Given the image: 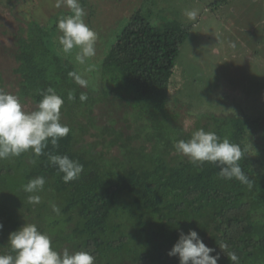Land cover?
<instances>
[{"label": "trees", "instance_id": "16d2710c", "mask_svg": "<svg viewBox=\"0 0 264 264\" xmlns=\"http://www.w3.org/2000/svg\"><path fill=\"white\" fill-rule=\"evenodd\" d=\"M69 14L59 12L52 23L19 28L13 53L15 92L7 91L0 71V89L18 96L22 105L36 104L41 93L54 89L65 101L60 122L70 128L58 146L49 141L38 158L29 151L0 160V253L10 251V233L32 223L51 237L57 252L88 251L96 257L95 264H179L178 257L167 253L179 233L189 230L215 249L218 264H233L227 251L235 252L240 264H264V110L254 116L234 103L233 113L202 116L205 124L195 117L196 130L215 132L221 140L227 137L241 146L245 157L240 164L252 184L218 178L214 164H194L174 150L177 140H188L196 131L188 133L182 114L175 111L172 77L189 29L159 28L149 12H133L92 74L89 84L94 90L74 83L68 72L77 68L59 51L56 23ZM103 81L109 90L102 88ZM131 89L135 99L116 100L109 94ZM70 90L76 96L71 102ZM81 92L88 96L83 103ZM96 106L114 108L121 124L95 114ZM237 111L247 113L241 117ZM114 148L117 157L110 156ZM48 153L82 164L79 178L65 183ZM37 176L45 177V191L39 204H31L22 185ZM51 203L60 207L59 215ZM221 243L229 246L226 251L219 248Z\"/></svg>", "mask_w": 264, "mask_h": 264}, {"label": "rangeland", "instance_id": "374dc122", "mask_svg": "<svg viewBox=\"0 0 264 264\" xmlns=\"http://www.w3.org/2000/svg\"><path fill=\"white\" fill-rule=\"evenodd\" d=\"M215 1L80 0L87 13L85 23L98 36L96 55L87 61L88 65L93 66L92 70L85 72L86 65L75 62V49L66 56L73 60L77 71L92 83L91 77H94L92 74L99 61L102 62L129 15L137 10L145 14L149 12L150 20L159 28L167 25L189 29L176 57L172 76L173 88L177 89L174 97L175 111L182 114L181 119L188 133L196 130V116L198 123L201 121V125L205 124L207 119L202 120V116L222 117L225 113H233L234 103L241 108L245 107L251 115H259L264 110V0H228L223 5L207 7ZM55 2L0 0V71L8 92H15L18 82L13 72L16 67L13 58L15 35L19 33L20 27L25 28L28 23H52V18L59 12H70L63 5L56 8ZM193 9L198 10L195 21L184 15L186 10ZM107 85L108 82L103 81L102 88L109 90ZM89 86L92 87L91 84ZM109 94L113 96L112 99H122L123 96L136 98L133 89ZM35 106L30 101L23 104L25 111H33ZM247 112L238 114L237 111V114L245 117ZM94 113L114 118L116 125L121 124L118 111L112 107L105 109L96 106ZM130 113L128 109L126 115ZM127 131L125 133H129ZM91 140L86 138L87 142ZM118 155L117 148L110 153V156ZM180 157L187 158L182 155Z\"/></svg>", "mask_w": 264, "mask_h": 264}, {"label": "clouds", "instance_id": "9594fccd", "mask_svg": "<svg viewBox=\"0 0 264 264\" xmlns=\"http://www.w3.org/2000/svg\"><path fill=\"white\" fill-rule=\"evenodd\" d=\"M62 5L70 10V14L60 17L56 23L59 51L70 55L75 49V62L86 65L85 72H89L93 66L88 65L87 61L96 55L97 33L85 23L87 13L80 0H56L54 6L60 8ZM184 15L195 21L198 10H186ZM68 76L81 88L89 86V80L79 71H70ZM41 96L35 110L25 111L18 96L0 89V160L29 151L38 158L45 154L49 141L56 147L58 140L70 132V128L60 122L64 98L52 88L46 89ZM67 99L70 102L76 99L74 91L68 92ZM87 99V93L81 92L79 101L83 103ZM174 150L194 164H214L219 168L218 178L235 179L251 187L252 180L245 175L240 164L245 157L244 150L227 137L221 140L215 132H206L201 128L194 131L190 139L177 140ZM48 160L62 174L65 183L78 179L83 171V165L67 155L48 153ZM30 162L35 164L36 161ZM45 184V177L37 176L22 185V190L29 194V203L41 202L40 193L45 191ZM50 207L53 213L60 214L57 204L51 203ZM2 228L3 225L0 224V229ZM7 246L10 251L0 253V264H95L96 261V257L88 251H70L65 248L57 252L52 247L51 237L32 223H24L21 228L10 233ZM228 247L226 243L219 245L225 251ZM214 251L215 249L205 245L196 231L189 230L187 234L179 233L178 240L167 255L178 257L179 264H218L220 257L218 254L212 255ZM227 258L233 264H240L235 252L227 251Z\"/></svg>", "mask_w": 264, "mask_h": 264}]
</instances>
